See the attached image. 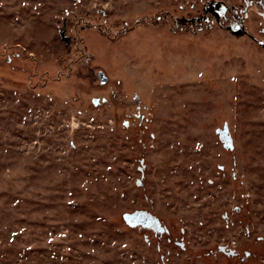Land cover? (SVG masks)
Masks as SVG:
<instances>
[{"label": "rangeland", "instance_id": "obj_1", "mask_svg": "<svg viewBox=\"0 0 264 264\" xmlns=\"http://www.w3.org/2000/svg\"><path fill=\"white\" fill-rule=\"evenodd\" d=\"M0 264H264V0H0Z\"/></svg>", "mask_w": 264, "mask_h": 264}, {"label": "flooded vegetation", "instance_id": "obj_2", "mask_svg": "<svg viewBox=\"0 0 264 264\" xmlns=\"http://www.w3.org/2000/svg\"><path fill=\"white\" fill-rule=\"evenodd\" d=\"M226 137H227L226 135H222V138L226 139ZM134 213H137V215H134V221L136 222L134 226L136 228L149 230L155 235L168 234L167 228L159 220L158 221L160 224H158L157 221L151 220V218L146 217L145 214H143L142 212H134ZM180 245L183 246V243H181ZM220 250L221 252L228 255H232V256L237 255V253L234 252L233 250H227L223 246L220 248Z\"/></svg>", "mask_w": 264, "mask_h": 264}, {"label": "trees", "instance_id": "obj_3", "mask_svg": "<svg viewBox=\"0 0 264 264\" xmlns=\"http://www.w3.org/2000/svg\"><path fill=\"white\" fill-rule=\"evenodd\" d=\"M226 5L223 2L220 1H208L205 3L203 7V12H202V18H213L214 20L218 21L220 19L221 12L225 10ZM199 16L198 18H200ZM229 27V26H228ZM232 32L235 35H240L243 33V28L238 27V28H232Z\"/></svg>", "mask_w": 264, "mask_h": 264}, {"label": "water", "instance_id": "obj_4", "mask_svg": "<svg viewBox=\"0 0 264 264\" xmlns=\"http://www.w3.org/2000/svg\"><path fill=\"white\" fill-rule=\"evenodd\" d=\"M99 74H100V79H101V81L104 82L105 79H106L105 76H104V74H103L102 72H100ZM227 131H228V130H227V128L225 127V131H224V133H225V135L227 136V137H226V141H227V144L231 147V146H232V145H231V138H230L229 135H227ZM134 215H137V213H124V214H123V219H124V221H125L129 226H134L135 223H136V222L134 221ZM145 216L151 218V220L157 221V223L160 224L159 221H158V219H157L156 217L151 216V215H148V214H145Z\"/></svg>", "mask_w": 264, "mask_h": 264}]
</instances>
